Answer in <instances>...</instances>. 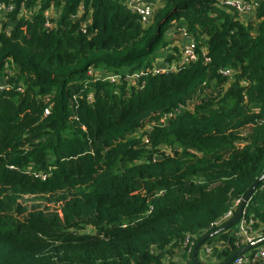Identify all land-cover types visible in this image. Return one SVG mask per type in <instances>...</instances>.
Wrapping results in <instances>:
<instances>
[{"label":"trees","instance_id":"1","mask_svg":"<svg viewBox=\"0 0 264 264\" xmlns=\"http://www.w3.org/2000/svg\"><path fill=\"white\" fill-rule=\"evenodd\" d=\"M23 1L0 32V264H174L264 172V0L247 14L162 0L148 22L123 0H27L29 18ZM173 25L198 60L137 84L88 74L152 70ZM29 197L59 207L28 209ZM246 217L264 238V179ZM229 231L205 241L229 243L219 264L245 247Z\"/></svg>","mask_w":264,"mask_h":264},{"label":"built area","instance_id":"2","mask_svg":"<svg viewBox=\"0 0 264 264\" xmlns=\"http://www.w3.org/2000/svg\"><path fill=\"white\" fill-rule=\"evenodd\" d=\"M26 1L24 0L21 8L19 16L24 17H30L34 15V10L28 11L26 7ZM126 2L132 11L139 13L142 16L143 21L148 22L150 11L149 8L144 4V0H123ZM219 6H228L235 8L240 14H247L253 11L254 6L251 0H219L218 1ZM39 7H36L38 9ZM16 9V3H14V0H7V3H4L3 0H0V32L2 31V18L8 16V14L14 12ZM84 13V6L81 5L77 17L82 15ZM54 17V11L49 10L47 13V26H51V19ZM91 16L89 15L87 20L82 24V29L86 31L87 26L90 23ZM12 29V24L7 25L6 32L9 33ZM178 31L181 33L183 39L185 40V44L180 47V55L179 58L174 61H167V63L160 68H152V70H146L141 69L132 73H126V74H103L101 71H96L93 68H90L88 70V74L91 77H94L95 79H102L104 81H109L111 83H119L120 81H126L130 84H137L141 77L147 75L150 71L152 73H161V72H172V71H178L185 67L187 64L191 63L192 61H196L199 58L198 53V43L196 39L191 35V33L188 31V29L185 26H181L177 28ZM201 52L205 58L206 62H210L211 59L207 55V48L202 47ZM222 74L225 76H231L232 70L231 69H223ZM10 82H8L7 79H4L3 82L0 83V91L8 90L10 89ZM18 91L23 92L24 87L22 85H19L17 88ZM88 101L93 102L94 97L92 94L88 96ZM49 108L46 109L45 114H49ZM10 168H15L13 165L9 166ZM36 177H41L42 179H46L47 174H35ZM242 200H237L236 207L233 209L228 210L222 218H220L218 221H216L213 226H220L222 224L227 223L231 218L234 217L236 208L239 206ZM254 219L253 218H247L246 217V207L245 212L243 213L241 219L239 220V223L236 225V230L234 232V235L237 236V245H248L250 243L255 242L257 239H259L260 233L253 227ZM196 245L194 235H187L183 244H182V251L184 252V255H177L173 259L174 264H189V257L192 255L194 247ZM207 253L212 252V247L207 246L206 247ZM256 259L263 260L264 261V247L260 248L256 253L253 254H247L242 253L239 256H237L233 263L234 264H249L253 263Z\"/></svg>","mask_w":264,"mask_h":264},{"label":"crops","instance_id":"3","mask_svg":"<svg viewBox=\"0 0 264 264\" xmlns=\"http://www.w3.org/2000/svg\"><path fill=\"white\" fill-rule=\"evenodd\" d=\"M252 3H256L255 0H251ZM161 0H144V4L149 8V11L151 13V11L155 10L156 8H158V6L160 5ZM171 31V30H170ZM184 43V40L182 39V41L180 43ZM181 44H177L176 46H178L179 48ZM174 46H170V48L168 49V51L165 53L166 55L170 54L173 50ZM165 52V51H164ZM167 63L166 61V56H156L155 57V62L152 68H160L163 67L165 64ZM236 230V229H235ZM231 234H234V230L229 231ZM236 238L237 236L234 235ZM260 239V238H259ZM258 240V239H257ZM236 245H237V239H236ZM207 246H211L212 247V252L211 253H207L206 251V247ZM227 246H229L228 242H225L223 239H221V237H217L212 241V244H205L204 245V249L201 251V253L198 252V258L200 260L201 263L203 264H219L221 261H223L225 259L224 256H220V251L227 248ZM238 246V245H237ZM242 246H246V245H242ZM264 247V243H262L259 246L253 247L251 249H249L248 251L246 250L247 253L249 254H253L256 253V251H258L260 248ZM218 250V251H216ZM264 264L263 260H258L256 259L253 263H249V264ZM234 264V263H233Z\"/></svg>","mask_w":264,"mask_h":264},{"label":"water","instance_id":"4","mask_svg":"<svg viewBox=\"0 0 264 264\" xmlns=\"http://www.w3.org/2000/svg\"><path fill=\"white\" fill-rule=\"evenodd\" d=\"M264 179V172L263 174L258 177L255 182L251 185V187L247 190L246 194L244 195L241 203L239 204V206L236 208V214L234 215L233 218H231L227 223H225L223 226H221L220 228L212 231L211 233L205 235L204 237H202L195 245L193 253H192V259L194 264H203L200 262L199 258H198V252L201 246H203L205 244V241L208 240L209 238L216 236L218 234H220L221 232L231 229L234 230L236 229V225L239 223V220L241 219L243 213L245 212V207L247 202L249 201L252 193L256 190L257 186L259 185V183ZM262 243H264V238L258 239L253 243H250L248 245H246L245 247H243L242 249H240L239 251H237L236 253H234L226 262H224L223 264H231L233 263L234 259L239 256L240 254L244 253L246 250H249L253 247L259 246Z\"/></svg>","mask_w":264,"mask_h":264},{"label":"rangeland","instance_id":"5","mask_svg":"<svg viewBox=\"0 0 264 264\" xmlns=\"http://www.w3.org/2000/svg\"><path fill=\"white\" fill-rule=\"evenodd\" d=\"M161 2H162V0H161ZM177 28L178 27L176 25H173L170 29L171 31L166 32L161 44L159 45V47L157 49V56H162V55L166 56L165 53L168 51V49L170 48L171 45L176 46L177 44H181L180 46H182L185 44V40L183 39L181 33L178 31ZM182 39L184 40V43L183 42L180 43L182 41ZM176 59L177 58H175V60ZM19 201L22 202V204L25 207H27L28 209L31 208L32 206H41V208H49V209H55V208L59 207L58 203H54V202L49 201V200L44 199V198H37V197L31 198V197H29L26 199L21 198V199H19ZM214 239H212L211 241L205 242V244H212V241ZM204 245L200 247L199 253H201V251L204 249ZM245 253H247V252H245ZM247 254H249V253H247Z\"/></svg>","mask_w":264,"mask_h":264}]
</instances>
